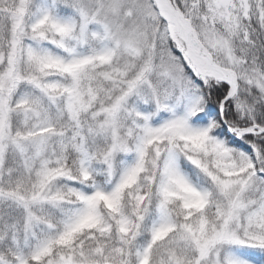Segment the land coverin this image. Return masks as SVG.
<instances>
[{
	"label": "snow or ice",
	"instance_id": "obj_1",
	"mask_svg": "<svg viewBox=\"0 0 264 264\" xmlns=\"http://www.w3.org/2000/svg\"><path fill=\"white\" fill-rule=\"evenodd\" d=\"M0 264H264V0H0Z\"/></svg>",
	"mask_w": 264,
	"mask_h": 264
}]
</instances>
